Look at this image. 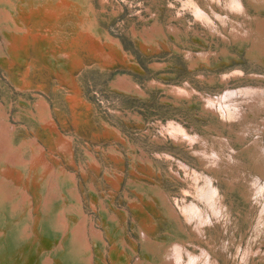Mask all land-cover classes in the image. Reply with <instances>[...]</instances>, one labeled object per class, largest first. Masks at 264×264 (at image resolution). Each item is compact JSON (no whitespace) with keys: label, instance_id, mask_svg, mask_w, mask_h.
Instances as JSON below:
<instances>
[{"label":"rangeland","instance_id":"374dc122","mask_svg":"<svg viewBox=\"0 0 264 264\" xmlns=\"http://www.w3.org/2000/svg\"><path fill=\"white\" fill-rule=\"evenodd\" d=\"M10 1L15 6V18L25 22L30 39L27 52L19 50L22 59L26 60V64L20 63L13 60L0 32V51L11 63L5 62L3 65L0 58V109L11 126L12 144L16 146L14 148H18L20 141L29 142L35 138L44 145L41 157L55 164L56 169L62 167L75 176L79 197L76 199L75 208L80 214H77L79 217H74L77 220L74 221L77 224L83 218L88 234L93 228L101 230L100 236L104 240L99 247L104 264L117 263V255H112L115 246L119 247V253L123 252L122 246L134 245V253L129 256L128 264H134L138 259L143 261L141 256L145 253L139 227L151 236L161 239L178 232L183 246H186L188 251L201 255V259L206 253L205 258L209 264H242L240 258L237 262L235 259L243 252L242 249L246 247L249 238L263 234L262 226L258 234L254 229V224L261 215L262 205L253 200V197L249 200L244 196L247 190L245 184H248L240 179L244 176L242 169L250 162L254 165L245 152V147L257 135L255 130L247 131L240 141V133L244 131L241 125L233 121V125L229 121L227 125H223L225 121L220 116L217 117L208 108L202 107L204 97L215 98L222 94L227 86L264 84V65L248 56L249 46L246 43L239 42L230 35V23L226 30L225 25L217 19V14L239 22L246 18L232 9V0ZM241 1L248 12L264 15V8L259 12L251 0ZM22 3L26 6L25 9L22 8ZM197 7L202 8L207 13L206 17L209 16L213 23L217 24L215 28L211 29L209 24L200 19L204 15L197 13ZM26 9L31 11L30 16L23 14ZM51 11L54 12L51 14V17L54 16L52 19L46 15ZM94 32L102 39L106 49V37L120 40L125 56H128L125 59L129 60L131 57L130 60L138 61L142 71L137 72L138 70L130 67L129 63L121 61L113 64L102 62L90 47V35ZM39 33H44L49 38L40 41L41 46L48 43L47 48H50L52 53L69 55L75 85L64 81L46 63L45 56L37 46ZM145 40L148 46H145ZM201 49L211 51L210 64L197 61L198 64L191 68L184 51L192 50L197 53ZM24 70H28L26 74L23 73ZM253 74L262 77H251ZM22 78L26 79L28 84L22 82ZM118 80L124 84L118 83ZM123 86L130 91L125 90ZM176 86H186L192 90V98L177 93ZM74 99L79 101L74 103ZM37 100L46 102L47 108L42 107L44 112L48 110L47 118H50L49 121L53 119L54 127L48 129L40 119L42 114L35 108ZM172 126H178L182 131L192 134L196 133L200 138L206 137L201 144H197L199 148L204 142L211 148L212 140L216 142L215 137H226L228 143L236 149V153L227 148L226 151L238 157L237 161L243 165L237 168L235 163L229 165L225 161L226 164H220L221 167L217 171L205 169L200 159L190 150V146L176 141L171 134ZM66 137L70 140V145H65L67 150L64 151L62 141L64 142ZM262 137L264 139V134ZM24 150L22 155L29 161L33 150L28 145ZM90 161H96L98 165H93ZM181 163L188 164L198 173L213 177L216 203L221 204L220 217L214 216L207 203L195 196L197 185H204L202 177L192 180L194 173L187 177ZM246 173H249L248 178L250 174L256 175L253 169ZM177 175L189 181H181ZM110 177L117 178L118 185ZM133 181L144 186L157 187L159 193L166 197L168 204L177 209L179 218L169 217L166 214L169 210L166 204L161 203L160 198L155 195L151 196V191L148 192L150 203L134 192L130 185ZM186 190L189 193H186ZM36 191V188L32 185L30 187L29 184L27 193L31 196L27 195V199L18 195L16 206L21 207V204L25 207L28 204L30 212L35 215L40 203V193ZM191 202L197 204L203 212L206 213L207 210L213 218L212 222L201 226V236L193 232L191 222L187 220L185 213L180 211V207ZM68 203L74 204L73 200ZM68 207L74 209L72 205ZM67 218H70L68 213ZM112 220L114 225L109 229ZM151 222L152 228L147 225ZM89 236L94 264H101L97 263V248L91 239L94 237L91 234ZM229 239L231 245L227 250H232V257L227 250L220 249ZM238 244L241 248L239 251L236 248ZM255 245L260 246L263 256L264 237L252 242V247ZM185 254L182 261L185 259L186 263ZM258 261L259 259L255 263L264 264V259Z\"/></svg>","mask_w":264,"mask_h":264},{"label":"bare ground","instance_id":"6f19581e","mask_svg":"<svg viewBox=\"0 0 264 264\" xmlns=\"http://www.w3.org/2000/svg\"><path fill=\"white\" fill-rule=\"evenodd\" d=\"M80 1L83 0H76V2H80ZM251 1L253 2L255 8L259 12H261L260 9L264 8V0H251ZM232 3H233L232 9L237 10L239 14H241L243 17L245 16L247 19L242 18V21L239 22L238 20L235 21L232 20L231 18H228V16L227 18L222 17L221 14H217V19H219V21L225 25V27L227 28L226 30H228L230 23L231 24L230 35L236 38L237 41L246 43L247 46H249L248 56L254 61L256 60L257 62H260L264 65V15L261 14L253 15L252 12L251 13L248 12L247 8L245 7V5L241 0H232ZM25 7L26 6L24 5V3H22V8L25 9ZM14 9L15 6L13 2H11L10 0H0V32L3 35L5 45L9 49V52L12 54L13 60L26 64V60L22 59L19 50L25 51V53L27 52L28 49L27 47L30 42V39L27 34L28 29L25 28L24 21L22 20L18 21L15 18L13 14ZM196 9L198 10L197 12L198 14H201V16L204 15V17L200 18L202 21L209 24L210 25L209 27H211V29L216 27L215 25L217 24L216 23L214 24L213 20L209 16L206 17L207 13L204 10H202V8L197 7ZM30 12H31L30 10L26 9V11H24L23 14H29L30 16ZM51 14L53 15L54 12L51 11L46 15L49 16L50 19H52L54 16L51 17ZM246 21H248L249 24L245 25L244 23ZM167 32H169V30ZM39 35L40 38L36 36L38 38L36 39L38 41L37 46L41 51V54L45 56L46 63H48V65L51 67L53 72L58 76H60L64 81H66L69 84L75 85V79L73 77L72 68L70 66L69 55L68 54L64 55L61 53L58 54L52 53L50 51V48H47L48 43H44L43 46H41L39 42L42 40L44 41L48 37L44 33H39ZM106 38H108V49L105 48L102 39L99 37V35L96 34V32L90 35V41H89L90 47L92 48L95 55L98 56L102 62L104 61L106 63L113 64L117 61H121L124 63H129L130 67L136 68L138 70L137 72L142 71L141 69L142 66L138 63V61H135L133 58H132L133 60H130L131 57L129 58V60L125 59L127 55L125 56L126 53L123 50L120 40L111 36H108ZM144 44H146L145 46H148L146 40ZM184 53L186 59L189 61V65H191V68L194 65L198 64L197 61H203L204 64L206 65L210 64L209 56L212 54L211 51L209 50L204 51L201 49L197 53H194L192 50H185ZM225 55L227 54L225 53ZM0 58L3 65L5 64V62L11 64L8 61V59L4 57L1 51H0ZM158 68H159V63H158ZM27 71L28 70H24L23 73L26 74ZM251 77L259 78L262 76L253 74ZM121 80L120 81L118 80L119 81L118 83L123 82ZM22 82L28 84V81L24 78H22ZM175 88L177 93L192 98V90L188 89L186 86L180 88H177L176 86ZM126 89L128 88H125V90ZM139 91L141 90L139 89ZM77 101L79 100L74 99V103H76ZM42 106L47 108L46 102H44L43 100H37V105L35 108L39 113L42 114L40 119L46 124V127L48 129L54 127V123L52 121L53 119L49 121L50 118L49 119L47 118L48 117L47 115L49 114L48 110L47 112H44L43 110L44 108ZM202 107L208 108L209 111L214 113L217 117L220 116L222 120L225 121L223 125H227V121H229L231 125L234 124V123L232 124V121L241 125L244 131L240 133V137H239L240 141L244 138L247 131L255 130V134L257 135L256 138L251 139L250 142H248L249 144L246 145L245 147V152L248 153L254 165H252L251 162L248 163L246 165V168L242 169L244 176L243 177L241 176L240 179L244 180V183L248 184V186L245 184V188L247 190H246V194L244 193V196H246L247 199L249 200H251V198L253 197V200H256L257 203L262 205V208L260 209L261 215L258 221L255 224L254 223L253 224L257 234L261 230L260 226H262L263 234L259 233L258 234L259 236L257 237L253 236V238L252 237L249 238L246 247L242 249L243 252H241L240 255L237 257V259H235L236 260L235 262H237L238 259L240 258L242 264H247V263L256 264L255 262L257 259H259L258 262L264 259V255L261 256L262 251L260 246L255 245L254 247H252V242L259 241L260 238L264 237V139L262 137V134H264V84L257 83L254 85L251 83H247L234 87L227 86L225 87L223 93L219 94V96L215 98L211 96L204 97ZM10 127H11L10 124L7 123V120L2 115V110L0 109V264H94V256L92 254L93 251L91 250L92 247L89 236L90 234L92 237H94L91 239H93L92 241L93 243H95V247L97 248V253H96L97 263L99 262L101 264H104V258H102L101 256V251H100L101 248L99 247L102 246L104 240V238L100 236L101 230L98 231L97 229L93 228L92 232L88 234V230L84 225L83 218H81L82 219L81 222L77 224L75 222L77 220L74 217L76 216L79 217L78 215L80 214L79 213L80 211L75 208L76 199L78 200L79 198L76 189L77 187L75 184V178H74L75 176L74 175L72 176L68 171L64 170L62 167L58 166L59 168L56 169V166H54L55 164L48 161V159L45 160L43 157H41V155L43 156L42 151L44 145L42 146L35 138L30 139L29 142L24 140L20 141L21 143L19 144V147L14 148L16 146L12 144V133L10 132ZM12 128L14 127L12 126ZM108 128L109 127H107V129ZM172 129L173 132L171 134L174 136L176 141L182 142L184 146H190L191 147L190 150L193 152L194 156L200 159L205 169L207 170L213 169L214 171L215 170L217 171L219 167H221L220 164L222 165L226 164L225 161H227L229 165L235 163L234 166L237 168L243 165L242 163L237 161L238 157L226 151L227 148L236 153V149L233 148V146H231L228 143L226 137L221 135L215 137L216 142L212 140L213 146L211 148H209V146L205 142L203 143L202 146H200L201 148H199L197 144H201L202 140H204L206 137L203 136L202 138H200V136L196 133L192 134L185 130L182 131L183 129L178 126H172ZM111 130L113 131V129ZM178 133H180V135ZM115 135H117V133ZM48 138L49 137H47V139ZM66 138L64 142L62 141V147L64 148V151L66 149L65 145L69 144L70 141L68 140V138L67 139ZM216 144L218 145V147H216ZM26 145L30 146L33 150L32 155L30 156L31 159H29L30 164H28L29 162L27 161L28 159L27 158L24 159L22 155V153L25 151L24 147ZM224 152H227L229 155H226ZM223 153L226 156L223 155ZM45 155L46 154H44V157ZM89 159L91 158L89 157ZM141 160L144 162L143 158H141ZM89 163H91V161ZM91 164L96 166L98 165L96 164V161L95 163H91ZM181 166L184 168V172L187 174V177L190 176L191 173L195 174V177L191 178L192 180L199 179L200 177H202L204 185H197L198 191L195 193V196L200 201L207 203V206L210 207L214 216L220 217L219 210L221 208V204L218 205L216 203L217 202L215 198L216 187L214 185L213 177L208 174L196 172V170L192 169L190 166H188V164L181 163ZM134 169L135 167L133 168V170ZM138 169L141 170V168ZM249 169L250 171L251 169H253V171L256 172V175L253 176L250 174V178H248L249 173L246 172H248ZM28 170L30 171V173H28ZM177 176L179 177V179H181V181L184 182L189 181V179L187 180V178H184L181 175H177ZM110 178L114 179L115 184L118 185L117 178L115 177H110ZM29 184L30 187L32 185L40 193L39 196L40 203L38 205V211L36 212L35 215H33L30 212L31 209L28 204L25 207H22L21 204H20L21 207H19V205L16 206L17 199L19 197L18 195H23L25 198H27L28 195L27 190ZM130 185L133 188L134 192L140 194V196L148 202L151 201L150 194L148 193L149 191H151V196L152 194L155 195V197L160 198L161 203L166 204L167 208L169 209L166 212V214L169 217L171 218L173 217L174 219L179 218V212L177 211V209L171 204H168L166 197H164L162 194L159 193V189L157 187H153L151 185H146V184H145L146 186H144L142 185V183L139 184L137 182L135 183L134 181ZM185 192L189 193V191L187 190ZM72 200L74 204L68 203L69 201ZM21 201L22 200H20V202ZM98 201H102V200H98ZM68 205L70 206L72 205L74 209L72 208L73 210H71V208L68 207ZM180 211L181 212L183 211L185 213L187 220L191 222V227L193 226V232L197 236H201V234H203L202 232L203 227L201 226L206 222H212L213 220V218L211 217L212 215L210 216L207 210L206 213L203 212V210L193 202L188 204L185 203L183 207H180ZM67 213L68 215H70V218H67ZM107 215L106 218L108 217ZM114 217H116V215ZM152 224H153L152 222L147 223V225L149 227L151 226V228L153 226ZM113 225L114 224L112 220L109 229ZM139 232L141 234V243H142L143 253H145V255L142 254L141 256V259H143V261L140 262V259H138V261H135L134 264H209L210 263L209 261L207 262L205 258L207 255L206 253H204L205 255H203V258L201 259L200 257L201 255L188 251V249L185 248L186 246L185 247L183 246L180 240L181 238H179L178 232L173 233L170 237H165L163 239L159 238L158 236H151L150 234H148L147 231H145L140 227H139ZM113 234L116 236L115 232H113ZM55 240L57 241L54 244ZM226 242H227L226 244L223 243V245L220 247V249L223 251H226L228 249V246L231 245V239H229ZM239 246L240 244H238V246L236 247L237 251L241 249L239 248ZM122 249L124 253L122 251L118 253L117 250H119V247L117 246L113 247L112 255L114 256L115 253L118 259V260L116 259L117 260L116 264H128L127 260L129 259V256L133 255L134 253V245H130L129 247L122 246ZM254 249H256L255 252ZM227 252L230 253L232 257V250L230 248L229 250H227ZM184 254L186 255V261H187L186 263L184 262L185 259L184 261H182L183 257H185Z\"/></svg>","mask_w":264,"mask_h":264}]
</instances>
